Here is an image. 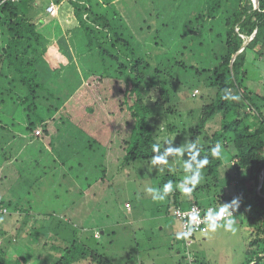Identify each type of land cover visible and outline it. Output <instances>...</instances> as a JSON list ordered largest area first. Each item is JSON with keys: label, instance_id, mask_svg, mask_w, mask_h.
<instances>
[{"label": "rangeland", "instance_id": "obj_1", "mask_svg": "<svg viewBox=\"0 0 264 264\" xmlns=\"http://www.w3.org/2000/svg\"><path fill=\"white\" fill-rule=\"evenodd\" d=\"M36 1L42 9L36 20L42 21L40 30L48 36L49 54L44 59L51 63L52 72L47 78L43 75L46 89L38 91V107L31 106L27 94L23 110L31 113L29 122L37 124L39 111L43 114L60 148L45 149L44 153L28 148L22 154L10 155V161L4 155V143L11 135L0 129V199L6 201L0 206L2 254L28 259L25 264H51L60 255L56 246L65 247L80 239L108 256L113 254L116 264H243L251 236L238 222L235 234L218 229L196 233L192 239L176 238V233L183 231L182 221L162 210L163 201H154L146 192L154 187L156 178L168 173L167 166L158 174L155 166L148 171L149 161L124 163L126 141L140 118V114L134 117L129 108L132 98L128 102L125 97L124 74L111 57L100 53L96 40L90 43L89 31L72 0H61L55 17L45 13L47 0ZM77 1L81 4L79 12L94 30L107 29L105 21H96L104 15L114 18L116 11L117 28L128 35L134 54L144 63L150 62L154 72L158 68L156 77L164 81L160 89L164 98L157 105L155 94L146 101L151 110L147 118L155 128L157 141L164 148L168 147L166 140H172L173 147L189 142L212 92L206 72L198 76L197 70L218 64L225 43V20L238 0H221L214 17L208 18L203 14L207 0ZM0 35L4 36L0 43L4 52L0 49L2 70L3 66L10 68L4 50L8 38L5 26H0ZM52 55L58 59H52ZM119 57L123 61L127 55L120 53ZM255 68L249 85L264 96V57L257 59ZM257 68L261 70L260 80L255 79ZM17 93L10 94L7 106L0 108V116L7 112L13 115L19 131L26 117L20 116L21 108L11 103L12 99L17 101ZM38 127L45 146H50L44 125ZM219 129V117L209 121L201 129L198 142L207 144ZM223 156L226 162H232L226 150ZM169 165L183 178L180 157L173 162L170 156ZM21 168L28 172L21 173ZM4 208L7 212L2 211ZM20 208L23 211L17 214ZM94 232L96 239L89 238Z\"/></svg>", "mask_w": 264, "mask_h": 264}, {"label": "trees", "instance_id": "obj_2", "mask_svg": "<svg viewBox=\"0 0 264 264\" xmlns=\"http://www.w3.org/2000/svg\"><path fill=\"white\" fill-rule=\"evenodd\" d=\"M49 1H46V5ZM55 1L61 2V0ZM207 1L206 8H208L203 10V14L206 18L209 15L214 17L222 1ZM72 3L78 9L82 24L86 25L89 31L90 43L96 40L100 53L111 57L119 72L124 74L123 79L127 85L125 97L128 102L132 98L129 103L132 115L137 117L140 114L133 135L129 141H126V147L123 144L127 149L124 163L137 160L150 161L154 155L151 146L160 143L156 139L153 124L147 118L151 110L146 101L155 94L157 105L164 98V93L160 90L164 81L160 80L159 76L156 77L159 70L156 67L154 72L150 62L144 63L142 57L134 54L131 41L126 37L128 35L121 28H117L116 11L114 18L104 15L96 21L98 23L105 21L107 29L94 30L79 12L80 2L72 0ZM85 8L88 10L87 7ZM41 10L36 0H0V21L6 27L8 34L6 59L8 65L19 76L15 78H21L27 86V94L32 99L31 106L34 109L38 107L36 105L38 91L46 89L44 80L52 72L51 63L44 59L49 49L48 39L37 29L35 23L36 16ZM204 20L206 21L205 18ZM99 24L97 25L100 26ZM224 25L225 43L218 64L209 69L197 70L198 76L206 72V82L212 92L209 95V102L202 106L196 131L189 140V142L196 140L201 147V156L208 155L210 163L203 170L202 180L190 196L175 190V184L182 178L176 173L168 172L159 176L155 179L154 187H160L168 180L174 182V191L160 205L167 213H173L176 207L189 208L192 204L219 208L224 203H230L233 198L241 197L242 201L235 210L234 220L247 227L251 236L247 239L246 259L243 264H264V96L261 95L260 89H254L249 85L251 72L256 69L257 59L264 57V0H259L256 10H253L252 0H238V5L232 15L226 18ZM249 37L252 39L245 44ZM105 42L108 43L107 46ZM112 50L115 53H112ZM120 53L127 55L123 61L120 60ZM257 70L255 79L260 80L261 70L260 68ZM44 73L47 74L45 78ZM226 89H230L232 94L239 96L240 99H224ZM62 101L60 99V102ZM30 114L28 113L29 120H31ZM218 117L220 129L210 136L207 144L199 143L198 136L201 134V129ZM37 119H39L38 124L45 120L40 111ZM35 125L36 122L30 121L29 129L32 130ZM44 127L48 132V125L44 124ZM216 143L224 145L223 153L226 150L232 162H226L223 153L220 159L211 157L210 148ZM163 150L164 147L161 145L160 151ZM262 178L263 182H261ZM230 190L234 192L232 195L226 193ZM4 202L6 201L0 199V206H3ZM194 236L196 233L191 239ZM89 238L96 239L95 233ZM56 247L60 251V256H56V260L51 264L77 262L116 264L111 257L113 254L108 256L106 251L92 248L80 239L73 240L68 246ZM20 258V256L12 258L2 254L0 249V264H25L28 260L22 258V261Z\"/></svg>", "mask_w": 264, "mask_h": 264}, {"label": "clouds", "instance_id": "obj_3", "mask_svg": "<svg viewBox=\"0 0 264 264\" xmlns=\"http://www.w3.org/2000/svg\"><path fill=\"white\" fill-rule=\"evenodd\" d=\"M253 10L258 7L257 0H252ZM224 99L239 100L240 97L233 95L230 89L225 90ZM168 147L160 151L161 145L154 143L151 146L154 155L148 163V171L153 170V166L157 169L158 174L164 172V167L167 166L169 173H174L175 169L169 165V157L171 156L173 162L177 157L183 160L182 170L185 173L179 183L175 184V190H179L182 194L190 196L191 193L200 184L203 177V170L210 163L209 156H201V147L195 141L186 142L179 147L172 146V140L164 141ZM224 145L216 143L210 148V155L213 159H220L222 157ZM187 154V159L184 154ZM174 191V182L168 180L160 187H149L146 192L152 196V199L157 202H162ZM239 207V199L233 198L230 203H224L221 207H210L205 210L203 217L200 216L198 210L193 209L188 213L187 220L184 224V231L176 233L177 239H189L194 232L199 228L201 223H204L206 229L210 232H216L218 229H223L225 232L235 234L237 228L235 220L232 219L234 211Z\"/></svg>", "mask_w": 264, "mask_h": 264}, {"label": "crops", "instance_id": "obj_4", "mask_svg": "<svg viewBox=\"0 0 264 264\" xmlns=\"http://www.w3.org/2000/svg\"><path fill=\"white\" fill-rule=\"evenodd\" d=\"M51 1L52 0H50L49 3ZM62 3H61V6H60V9L62 7ZM48 4L46 5V8H47ZM46 8H45V13L48 14V12L46 11ZM60 9H59V12H60ZM59 12H58L57 15H51V17L58 16L59 15ZM52 19L54 20V18H52ZM55 21L57 22V20H55ZM35 23H36L37 29L40 30L39 24L42 23V21L41 20L40 21L36 20ZM0 26H3L1 24V21H0ZM40 31L42 33H44L42 30H40ZM45 36L48 38L47 34H45ZM3 37L4 36H1L0 35V43L3 42L2 41V38ZM6 46H4V48H6ZM0 49H2L1 51H2V53H4L3 52V48H0ZM48 54H49V49H48ZM50 57L52 59H56V60L58 59L56 56H53V55L50 56ZM2 68L3 69L0 70V108L3 107V106H7V104L5 102L6 101H9L7 99L9 98V96H10V94L12 92L19 91V93H17V95H18L17 101H14V99H12V102L11 103H13V106H15L16 108L17 107L18 108H21L19 110V115L20 116L24 117V115H25V117H26V123H24L23 126H21V129L18 131V129H15V126H14V123H16V120L14 122L13 115L12 116L10 114L9 115H6L8 113L7 112V113H5V115L3 117L0 116V124L1 125H4V127H1L0 126V129L5 128V130L6 131H9V133L11 135V136H9V138L11 140L10 139H8V140H5L4 139L5 140L4 148H6V153L3 152V151H2V153L3 154L5 153L4 155L7 158V160L10 159V161H11L12 159H11L10 155H12L14 153L22 154L24 152V150L25 149L28 150V148L34 149V150H31L32 152H35V151L36 152H41L42 151V153H44L45 149L48 150V151H50V150L54 151V150L59 149L60 147L55 143L56 140L52 136L53 135V133H52L53 131H51L52 129H49V126H48V132H46V137L48 139H50V141H51L50 146L51 147H54L52 149L48 145H46L48 148L45 146L46 143L44 144V141H45L44 140L45 138H43L44 135L43 136L42 135H37L36 136L35 130L38 129V128H40V127H38V124L34 126V129L33 130H30L29 129L28 113L23 110L24 98L26 97L27 91H28L27 86L23 83V81L21 80V78H17V79L15 78V76L16 77H19V76H18V74L16 73V71L12 67H10L11 70H12V72H10V68L9 67L6 69V67L3 66ZM14 95H16V94H14ZM4 118H5L6 121L4 120ZM21 121H22V119H21ZM7 122H9L10 125L9 124H6ZM45 122H46V119L44 120V122H42V124L43 125L46 124ZM53 130L56 131L55 128ZM6 131H4V132H6ZM58 139H59V143H60V138H58ZM14 141H18L20 144L18 142H14ZM12 142H13V144H12ZM14 143L17 144V148L14 147ZM43 144H44V147H43ZM20 172L26 174V172H28V171H26L25 169L21 168L20 169ZM27 175H28V173H27ZM0 197L2 198L1 195H0ZM18 208H19V206H18ZM4 209H6V208H4ZM16 210H17V214H18V212H20V211L22 212L23 211L21 208L20 209H16ZM30 210H34V209L33 208H30ZM52 212L54 213V211H52ZM97 232H99V231H97ZM202 234H205V233H202ZM101 237H102V234H101ZM100 240H101V238H100ZM58 256H60V255H58Z\"/></svg>", "mask_w": 264, "mask_h": 264}, {"label": "built area", "instance_id": "obj_5", "mask_svg": "<svg viewBox=\"0 0 264 264\" xmlns=\"http://www.w3.org/2000/svg\"><path fill=\"white\" fill-rule=\"evenodd\" d=\"M11 1H16V0H11ZM61 3L57 2L55 0H52L47 8L46 11L48 12V14L50 15H57L60 9ZM36 135H41V130L38 128L35 130ZM240 203V202H239ZM128 206H130L128 204ZM210 207H214V206H201L199 204H192L189 208H182V207H176L173 211V215L175 217H177L178 219H180L182 221V225H183V231L184 229V224L187 220L188 217V213L191 212L193 209H196L199 211L200 216L203 217L205 214V210H207ZM3 212H7V209H2ZM234 216H232V219H235V211H234ZM208 232V230L206 229V226L204 223H201L199 225V228L194 232V233H206ZM72 264H85V263H81V262H77V263H72Z\"/></svg>", "mask_w": 264, "mask_h": 264}, {"label": "water", "instance_id": "obj_6", "mask_svg": "<svg viewBox=\"0 0 264 264\" xmlns=\"http://www.w3.org/2000/svg\"><path fill=\"white\" fill-rule=\"evenodd\" d=\"M257 3H258V6H259V0H257ZM258 8V7H257ZM248 43V41L247 42H245V44H247ZM244 44V45H245ZM244 47V46H243ZM261 182H263V178L261 179Z\"/></svg>", "mask_w": 264, "mask_h": 264}]
</instances>
